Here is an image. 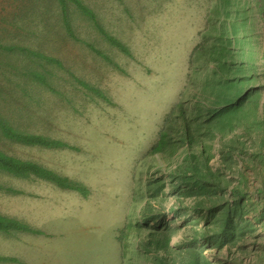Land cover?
Instances as JSON below:
<instances>
[{
    "label": "rangeland",
    "instance_id": "rangeland-1",
    "mask_svg": "<svg viewBox=\"0 0 264 264\" xmlns=\"http://www.w3.org/2000/svg\"><path fill=\"white\" fill-rule=\"evenodd\" d=\"M83 1L97 26L77 22V42L59 32L54 9L46 5V16L40 14L47 0L0 1V17L13 7L22 29L12 37L0 29L4 38L64 66L46 64L50 85L46 91L33 87L28 98L0 72V111H14L15 126L71 149L3 142L0 148L88 193L0 173V215L36 222L33 227L46 233L32 246L20 235L0 234V257L15 258V264H42L44 258L46 264H187L195 252L211 264H264V25L254 0ZM207 31L208 47L218 37L231 41L227 74L249 96L233 132L205 142L221 183L205 178L200 191L180 183L192 152L181 130L174 128L163 155L149 152L176 105L188 118L197 110L203 118L213 108L211 83L222 74L202 61L191 64ZM193 152L200 157L197 148ZM227 210L242 236L219 251L209 238Z\"/></svg>",
    "mask_w": 264,
    "mask_h": 264
},
{
    "label": "trees",
    "instance_id": "trees-1",
    "mask_svg": "<svg viewBox=\"0 0 264 264\" xmlns=\"http://www.w3.org/2000/svg\"><path fill=\"white\" fill-rule=\"evenodd\" d=\"M0 1L4 5H12L10 0ZM254 4L264 25V0H254ZM46 5L56 12L52 15V18H55L56 23H58L60 28L59 32L62 31L65 38L75 42L79 39L76 35V33H78L77 22H88L93 25L97 24V18L93 9L83 0H47V3H42L40 7L38 6L39 10L42 12L40 14H44L45 16ZM52 6H54V8ZM34 14H37V12L34 11ZM17 17L18 15L13 11V7H11L10 14L5 15L4 13V15L0 17L2 27L10 28L11 31L0 29L3 32H7L11 37L14 34L19 35L22 30L21 27H18L19 22H16ZM102 35L109 44L117 47L122 52L128 53L127 49L113 39L108 33H102ZM204 36L206 39L204 41L205 44L196 47L192 54L191 64L194 65L202 61L208 66H213L215 75L219 73L222 74V79L211 83L212 88L209 98L215 101L213 108L207 109L205 117L203 118H201L202 111L199 110L193 112L190 118H188L186 117V109L181 104L176 105V108L168 115L163 129L159 133L157 142L149 152V155H163L170 147L172 138L176 135H174V128H177L178 131L181 130L179 132V138L182 137L181 139H183L188 149L192 152L190 154V160L184 168L185 171L180 176V183L188 187L195 186L200 191L204 190V186L201 184L200 180H204L205 178H209L216 184L221 183V178L209 167L208 163L212 157L208 153L205 142H209L217 136L233 132L235 126L238 124L239 112L249 96V92L241 91V82L231 79L227 74L228 64L225 60V55L229 50L231 41L223 40V38L218 37L215 39L216 41L213 39L215 42L208 47L207 43L211 38L209 31L205 32ZM216 44L220 45L218 52H215ZM46 64H48L47 66L49 67L58 69L64 67L59 61L46 57L41 50H34L30 47L9 42V40L4 38L3 33H0V72L5 75L7 82L12 85L15 84L14 89L19 90L25 98L31 96L30 94L34 89L33 87L37 90L46 91V86L50 85L49 81L52 80L53 73L46 71ZM15 79L19 81L21 79L23 82L16 81L14 83ZM80 84L105 100L101 92L87 87L83 83ZM2 112L1 110L0 145L1 142H3L48 150L71 149L70 146L62 141L53 140L39 134L29 133L26 129L24 130L15 126L14 121H16L15 117L17 116L14 115V111L8 110ZM27 116L30 117L29 115ZM194 148L198 149L200 157L195 155V152H193ZM199 158H202V162L199 161ZM0 173L15 179H35L48 182L62 190L77 192L84 196L88 194L87 189L81 184L61 177L33 162L11 157L1 148ZM3 190L4 188L0 186V192ZM6 190L7 193L12 192L11 190ZM16 232L30 233L37 236L41 235V232L32 229L24 223L0 215V234L12 235ZM240 234L239 225L235 223L234 216L227 210L224 213L220 230H217L213 237L209 238V242L220 251L223 248L234 245L242 236ZM190 254L191 261L187 264H211L210 262L201 261L199 255L195 252H191ZM0 263L15 264L16 259L0 257Z\"/></svg>",
    "mask_w": 264,
    "mask_h": 264
},
{
    "label": "crops",
    "instance_id": "crops-1",
    "mask_svg": "<svg viewBox=\"0 0 264 264\" xmlns=\"http://www.w3.org/2000/svg\"><path fill=\"white\" fill-rule=\"evenodd\" d=\"M3 216V215H2ZM6 217V216H5ZM13 219V218H12ZM15 220V219H14ZM17 221H19V222H21V223H24V224H26V225H28V226H30L32 229H34V230H36V231H39V232H41V235H33V234H30V233H18V232H16V233H13L12 235H20L21 237H25L26 238V243H25V245L26 246H32V243L35 241V239L34 238H37V239H41V240H43L44 238H46V233L45 232H43V229L41 230L40 229V227H39V230L38 229H36V228H34L33 227V223H36V222H33V223H27V222H22V220L21 219H16ZM38 227V226H37ZM8 236H10V235H8ZM46 240V239H45ZM44 241V240H43ZM43 241H40V242H38V243H42ZM30 242V243H29ZM31 248H33V247H31ZM36 248L37 247H35V250H36ZM8 258H11V257H8ZM13 259H15V258H13ZM42 264H46V258H44V261H43V263Z\"/></svg>",
    "mask_w": 264,
    "mask_h": 264
}]
</instances>
